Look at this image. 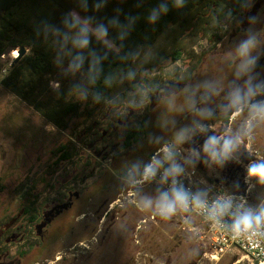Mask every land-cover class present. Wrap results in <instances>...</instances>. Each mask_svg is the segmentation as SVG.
I'll use <instances>...</instances> for the list:
<instances>
[{
	"label": "rangeland",
	"instance_id": "obj_1",
	"mask_svg": "<svg viewBox=\"0 0 264 264\" xmlns=\"http://www.w3.org/2000/svg\"><path fill=\"white\" fill-rule=\"evenodd\" d=\"M205 24L197 21L187 32L175 29L143 51L134 74L119 81L112 100L99 110H91L79 91L84 75L69 62L56 61L35 99L71 91L83 112L66 132L6 90L2 72L0 264H251L238 252L211 260V242L197 216L179 205L168 218L159 210L162 198L174 201L163 184L187 174L200 189L217 186L251 207L264 204V184L246 172L251 161L264 160V123L255 122L251 139L223 165L203 152L209 137L234 136L248 119V107L230 118L223 114L234 98L243 105L250 88L255 95L247 104L264 102V66L254 71L264 57V0H247L241 14L228 11ZM248 40L253 47L245 62L237 50ZM176 43L183 52L174 63L169 55ZM14 61L1 62V71ZM134 129L142 132L127 147ZM181 132L185 138L176 143ZM165 145L172 160L144 180L145 166L153 157L163 160ZM65 154L69 157L62 160ZM173 165L179 174L165 176Z\"/></svg>",
	"mask_w": 264,
	"mask_h": 264
},
{
	"label": "trees",
	"instance_id": "obj_2",
	"mask_svg": "<svg viewBox=\"0 0 264 264\" xmlns=\"http://www.w3.org/2000/svg\"><path fill=\"white\" fill-rule=\"evenodd\" d=\"M246 4L247 0H181L179 7L176 0H0V63L9 48L30 51L8 69L1 84L48 123L66 132L71 120L83 112L82 103L73 100L71 91L62 89L57 99H35L44 78L54 72L56 61L69 62L84 75L79 91L88 98L91 110H99L112 100L119 81L134 74L140 54L155 48L163 36L175 29L195 30L197 21L208 26L212 20L225 18L228 11L241 14ZM161 6L167 11H161ZM153 11L157 12L155 21L150 20ZM207 11L210 19L204 17ZM74 18L79 23L72 28ZM80 20L87 21L91 29L86 33L88 44L84 48L77 44L85 28ZM101 27L107 33L103 38L98 37ZM176 45L169 55L174 63L183 52L182 45ZM141 132L131 131L126 146L130 147ZM68 157L65 154L62 160ZM26 212L31 213L29 209Z\"/></svg>",
	"mask_w": 264,
	"mask_h": 264
},
{
	"label": "clouds",
	"instance_id": "obj_3",
	"mask_svg": "<svg viewBox=\"0 0 264 264\" xmlns=\"http://www.w3.org/2000/svg\"><path fill=\"white\" fill-rule=\"evenodd\" d=\"M181 5V0H176V6L179 7ZM161 11H167L166 6H161ZM157 18V12L153 11L150 15V20L155 21ZM75 22L70 25V27L75 28L76 24L79 23L78 18H74ZM67 24V21H65ZM85 23V28L81 30V39L77 41V44L80 48H84L88 44V39L86 37V33L88 31ZM106 29L101 27L98 32V37L103 38L106 35ZM253 47V41L248 40L241 44L239 49L237 50V54L240 57L245 58V62H247V56L250 54ZM53 87H58V85H53ZM255 93L251 91L249 88L245 102L241 105L239 97L233 99L232 104L230 107L235 108L236 111L233 115H236L243 111L244 107H248L249 109V116L248 119L245 121L244 125L242 126L241 130L238 131L234 136L226 135V136H213L209 137L205 144L203 145V152L208 157L210 161L213 163L223 165L224 162L229 160L233 154L239 149L241 145L244 144L245 139H251L252 131L255 126V122L259 121L264 123V102L259 104H252L248 105L247 100L251 99ZM183 132L177 134L175 137L176 143H180L184 140ZM221 141H223L221 143ZM161 151L163 152V160H157L153 157L152 161L145 166L143 170V179L150 180L155 177L157 171L162 166V163L168 162L172 160V149L165 145ZM181 170L178 166L173 165L170 169V173L166 172L165 176L172 174L177 175ZM247 176L249 178L256 179L259 183L264 184V160H253L251 161L246 169ZM223 201V202H222ZM194 206L200 210H206L207 205L206 203L202 202L198 197L193 201ZM177 205L182 207L184 210L188 209V199L182 193H175L174 192V201L169 202L167 198H162L159 205L160 214L164 218L170 217L172 214L175 213ZM231 207L230 201H224L223 197L218 199L212 204L210 211L208 212L209 218L213 219L214 221H219V218L222 217L224 214L227 213L229 208ZM261 223H264V210H261L259 215H253L251 212H247L238 217L235 224L233 225L232 231L238 236L241 233H249L254 236L256 235L255 232L252 231L254 226L258 227ZM251 238V237H249Z\"/></svg>",
	"mask_w": 264,
	"mask_h": 264
},
{
	"label": "built area",
	"instance_id": "obj_4",
	"mask_svg": "<svg viewBox=\"0 0 264 264\" xmlns=\"http://www.w3.org/2000/svg\"><path fill=\"white\" fill-rule=\"evenodd\" d=\"M7 58H12L11 54H3L1 56V62L5 64ZM11 66L12 64H9L8 67L1 71V74L2 72L7 74ZM163 187L173 197L174 192L182 193L187 197L188 209L185 211L197 216L206 227V233L212 247V253L209 255L211 260L219 262L225 256L233 252L242 253L251 264H255L256 262L260 263L264 259V223H261L258 227L254 226L252 229V231L256 233L254 236L251 232L241 233L237 236L232 231L233 225L239 216L247 212H251L254 216L259 215L260 211L264 210V204L256 208L251 207L247 203V200L242 198L238 199L235 195L222 192L217 186L213 188L205 186L203 189H200L199 184L193 180V174H187V176H183L179 179H173L163 184ZM197 197L202 202L206 203V210H200L194 206L193 201ZM221 197H223L224 201H230L231 207L217 222L209 218L208 212L212 204ZM180 208L184 210L182 207Z\"/></svg>",
	"mask_w": 264,
	"mask_h": 264
},
{
	"label": "water",
	"instance_id": "obj_5",
	"mask_svg": "<svg viewBox=\"0 0 264 264\" xmlns=\"http://www.w3.org/2000/svg\"><path fill=\"white\" fill-rule=\"evenodd\" d=\"M15 50H18L19 52V57L17 59H15L14 63L12 64L11 67H14L25 55L26 53L28 52V49L26 48H9L5 54L7 55H10L12 52H14ZM264 62V58L262 59L261 63H259L257 66H256V70L259 69V67L261 66V64ZM236 109L233 108L232 110H230L228 112V115L229 116H232L233 113H235Z\"/></svg>",
	"mask_w": 264,
	"mask_h": 264
},
{
	"label": "flooded vegetation",
	"instance_id": "obj_6",
	"mask_svg": "<svg viewBox=\"0 0 264 264\" xmlns=\"http://www.w3.org/2000/svg\"><path fill=\"white\" fill-rule=\"evenodd\" d=\"M263 58H264V57H262V58L260 59V61L258 62V64L261 63V61H262ZM258 64H257V65H258ZM257 65H256V66H257ZM263 66H264V62L261 64V66L259 67L258 70H256V67H255L254 71H255L256 73H258V72L260 71L261 67H263ZM232 109H233V108H231L230 110H232ZM230 110H229V111H230ZM229 111H228V107H227V108H225L222 112H223V114L226 113V114H227V117L230 118L231 116L228 115V112H229ZM218 112H219V111H218V109L216 108L215 111L213 112V116H211V119H214Z\"/></svg>",
	"mask_w": 264,
	"mask_h": 264
},
{
	"label": "bare ground",
	"instance_id": "obj_7",
	"mask_svg": "<svg viewBox=\"0 0 264 264\" xmlns=\"http://www.w3.org/2000/svg\"><path fill=\"white\" fill-rule=\"evenodd\" d=\"M15 52H16V51H14V52L11 53V54H12L11 57L14 58V59L18 58V56H19L18 53H17L16 55H14ZM144 182H145V181H140V182H137V184H143ZM116 205H117V201L114 202V203L111 205V209H112V210L115 209ZM58 260H60V257H58ZM260 264H264V260L261 261Z\"/></svg>",
	"mask_w": 264,
	"mask_h": 264
}]
</instances>
